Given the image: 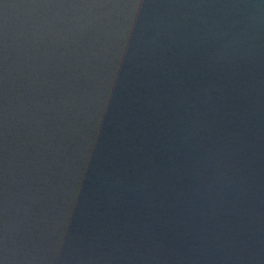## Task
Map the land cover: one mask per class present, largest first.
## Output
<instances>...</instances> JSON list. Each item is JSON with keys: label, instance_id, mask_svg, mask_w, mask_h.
Returning a JSON list of instances; mask_svg holds the SVG:
<instances>
[{"label": "water", "instance_id": "water-1", "mask_svg": "<svg viewBox=\"0 0 264 264\" xmlns=\"http://www.w3.org/2000/svg\"><path fill=\"white\" fill-rule=\"evenodd\" d=\"M0 264H264V0H0Z\"/></svg>", "mask_w": 264, "mask_h": 264}]
</instances>
